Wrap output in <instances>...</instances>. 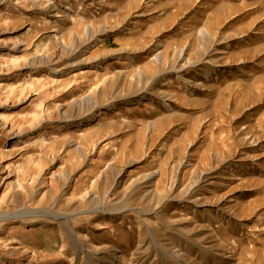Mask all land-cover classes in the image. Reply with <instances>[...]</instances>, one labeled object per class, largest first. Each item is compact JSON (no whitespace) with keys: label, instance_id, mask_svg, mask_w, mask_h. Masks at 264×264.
Instances as JSON below:
<instances>
[{"label":"rangeland","instance_id":"374dc122","mask_svg":"<svg viewBox=\"0 0 264 264\" xmlns=\"http://www.w3.org/2000/svg\"><path fill=\"white\" fill-rule=\"evenodd\" d=\"M0 123V264H264V0H0Z\"/></svg>","mask_w":264,"mask_h":264},{"label":"bare ground","instance_id":"6f19581e","mask_svg":"<svg viewBox=\"0 0 264 264\" xmlns=\"http://www.w3.org/2000/svg\"><path fill=\"white\" fill-rule=\"evenodd\" d=\"M6 129L7 127L0 123V142H1V138L4 137V133L6 132ZM4 217H7V216H4Z\"/></svg>","mask_w":264,"mask_h":264}]
</instances>
